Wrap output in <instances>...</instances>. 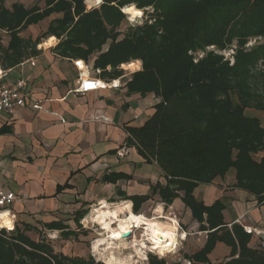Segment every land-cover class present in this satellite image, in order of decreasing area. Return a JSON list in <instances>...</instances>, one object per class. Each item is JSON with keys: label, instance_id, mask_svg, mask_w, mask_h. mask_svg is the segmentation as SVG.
<instances>
[{"label": "trees", "instance_id": "16d2710c", "mask_svg": "<svg viewBox=\"0 0 264 264\" xmlns=\"http://www.w3.org/2000/svg\"><path fill=\"white\" fill-rule=\"evenodd\" d=\"M85 0H45L46 7L6 8L0 0V64L16 67L39 54L40 38L22 39L20 33L50 15L46 38L56 37L58 55L90 61L101 79H118L124 70L136 71L127 82L129 94L154 95V115L141 128H127L130 142L147 163H156L165 184L152 186L151 195L126 197L137 211L158 195L170 206L181 198L207 233L204 246L186 256L191 264H215L209 259L217 243L231 248L230 260L217 264H264V250L249 247L250 234L224 223V203L205 205L195 197L200 185L212 184L235 171L233 187L264 205V126L247 110L264 113V0H113L86 12ZM144 10L123 38L122 9ZM151 8V9H149ZM149 9V10H148ZM105 47L107 49L105 50ZM111 68V70H108ZM256 159L255 156H259ZM130 179L105 176L103 182ZM48 230L56 225L46 226ZM62 229V237L76 233ZM30 226L0 232V264H103L92 258L56 253L43 240L34 241ZM148 264H168L156 255Z\"/></svg>", "mask_w": 264, "mask_h": 264}, {"label": "crops", "instance_id": "0c3cea01", "mask_svg": "<svg viewBox=\"0 0 264 264\" xmlns=\"http://www.w3.org/2000/svg\"><path fill=\"white\" fill-rule=\"evenodd\" d=\"M91 1L90 7L95 4ZM4 33L0 41L6 48L10 37L7 33L8 37H4ZM20 37L24 39L21 33ZM52 38L55 43L51 46L48 43ZM59 43V39L50 37L38 46L36 57L10 69L0 64V86L11 85L18 79L28 83V105L13 114L0 115V188L16 196L10 209L17 217L19 228L30 226L33 230L28 234L39 230L62 237L61 228L74 232L73 225H79L84 219L88 222L96 206L114 209L119 206L118 202L128 203L130 200H125L126 197L151 195L152 186L165 184V180L156 163H147L140 156L126 130L143 127L154 115L158 99L152 94L144 97L129 94L126 84L131 77H127L124 65L122 77L101 79L92 69L96 56L88 62L61 57L55 50ZM137 63H140L139 71L142 63ZM89 76L107 87L85 96L75 94ZM36 104L41 109H33ZM114 174H124L130 179L116 183L102 181ZM235 183L232 170L223 179L200 185L195 197L207 206L221 200L226 226L231 230L238 224L244 231L252 230L249 247L264 250V205L258 204L249 193L233 187ZM182 197L180 193L172 207L183 215L197 237L206 240L207 233L199 232L200 225L183 204ZM133 208L132 202L134 213ZM160 208L164 210L165 204L155 195L136 215L153 218L150 213L161 214ZM175 219L165 222L177 225L178 240H185L188 234L178 232L180 227ZM48 225H56V229L48 230ZM126 243L118 242V245ZM220 256L230 257L231 248L219 242L209 259L216 264Z\"/></svg>", "mask_w": 264, "mask_h": 264}, {"label": "rangeland", "instance_id": "374dc122", "mask_svg": "<svg viewBox=\"0 0 264 264\" xmlns=\"http://www.w3.org/2000/svg\"><path fill=\"white\" fill-rule=\"evenodd\" d=\"M4 2V5H6L8 8H11L12 4L14 3H21L24 4L27 8H40L41 10H44L46 7L45 0H2ZM106 1H113V0H100L99 3L94 4L92 7L88 5L89 0L84 1V6L86 12H89L93 9L100 8ZM151 9V8H149ZM148 9V10H149ZM144 12V10H142ZM123 14L124 11H122ZM126 15V14H125ZM127 18L124 21V23L119 28V31L122 33V36L119 38L121 40L123 38V35L127 32V29L129 26L136 24L138 21V18H132L129 15H126ZM62 14L54 13L50 15L49 17L45 18L44 20L40 21L37 24L31 25L28 29L21 32V36L24 39H32L37 40L40 38L42 41V44L47 41L46 33L48 31L49 25L52 21L61 18ZM4 37H8L5 33L3 34ZM38 48V47H37ZM106 49V47H105ZM126 70V69H125ZM142 70V69H141ZM127 71V77L130 78L134 73L138 72L136 71ZM140 71V70H139ZM101 72H96V74L100 75ZM246 114L249 117H255L258 118L262 125L264 126V113L256 110H247ZM256 159L260 158L259 156H255ZM235 173V171H234ZM208 195V194H207ZM159 203V202H158ZM120 205L121 202H118ZM173 205V204H172ZM170 206L165 205V209L163 210V213L154 215L150 213V217H153V219H158L160 221H166L168 219H177L180 230L178 232H186L188 234V237L185 240H178L167 252H163V256L160 255L159 251H147L145 252L147 255V260H142L138 258H134L138 261V264H148L149 263V256L151 254L156 255L159 259H165L168 264H191V262L186 259V256L192 255L198 250L203 247L204 242L206 240H203L199 237H197L196 232L193 231V228L190 226L188 222L183 220V215L179 214V212ZM114 207V206H113ZM139 207L137 211L134 210V213L137 214L140 211ZM98 208V206H96ZM95 208V209H96ZM134 209V208H133ZM91 215V214H90ZM171 216V217H170ZM152 219V218H151ZM175 219V220H176ZM184 222V223H183ZM79 226V227H78ZM78 227V228H77ZM74 232L76 233V236H72L70 238L65 237H59L56 233L53 232H47V231H33L30 234L27 233V235L34 241L43 240L49 245H51L54 248V251L56 253H62L69 257H79V258H85L89 259L92 258L95 260L96 263H103L105 262L101 261L100 258L96 256V253L93 250L94 243L101 237H106L110 243H112V246H120L118 247L115 252L119 256H134V250L131 248L130 241H133L135 238L137 240H142V231H136L132 238L130 240H127L128 243L124 245H118V239H116L115 235L113 233L109 232L107 229L102 228L101 226H97L94 224H89V222H86V220H82L79 225H73ZM204 241V242H203ZM126 242V241H125ZM128 245V246H126ZM229 247V246H228ZM131 254V255H130ZM135 257V256H134ZM228 257V256H227ZM231 258H218L216 260L217 263H225L229 261ZM216 263V264H217Z\"/></svg>", "mask_w": 264, "mask_h": 264}, {"label": "bare ground", "instance_id": "6f19581e", "mask_svg": "<svg viewBox=\"0 0 264 264\" xmlns=\"http://www.w3.org/2000/svg\"><path fill=\"white\" fill-rule=\"evenodd\" d=\"M91 3H95L97 4V0H92ZM124 8H130L132 9L131 11L125 12L124 13L126 15H129L132 18H138L140 16L143 15L142 10L137 9L134 5H130V6H126ZM139 11L142 13V15L139 16H134L133 13ZM55 43V39L52 38L49 41V45H54ZM127 203L123 204V205H119L116 206L114 209H110L107 206H103L102 208H96L97 210L95 211L93 216H90V219H88L89 224H94L97 226H101L104 229H107L109 232L113 233V235H115L116 239H118L119 242H123V235L127 234V233H132L133 231L131 229H136V230H141L142 231V240L144 241L145 244V248L143 249L144 252H147L148 249L153 248V241H150L146 238L145 233H147L148 235H151L153 231H158L159 233H164V232H168L170 230H172L173 228L175 229L174 231V239L171 236H164V235H157V239H159L161 241L160 245L158 247L155 248L154 251H161V249H163V252H167L169 249H171V244L172 243H176L178 241L177 238V225L172 224L171 222H164V221H160L158 219H151V218H147L143 215H136L132 212L131 209L126 208ZM112 213L115 212L116 215L112 216L109 215L105 218H103V223L100 222V220L97 219V217H100L102 213ZM160 213H163V209L160 208L159 209ZM129 215H135V216H143L144 217V221L140 223L139 225L132 223L131 226L129 227L128 225L122 223V221H126ZM8 215L7 217L4 216V214H2L1 216V220H3V226H8V224L5 223V219H7L8 223L9 219H8ZM87 222V221H86ZM177 223V222H176ZM105 225H107V227H105ZM152 225H156V228L153 229ZM9 227V226H8ZM122 228H127V231H121ZM118 234V235H117ZM100 241H104V243H100ZM135 241H140L137 240L136 238L131 242V248L134 250L133 255L131 254L132 260L137 262L138 261L134 258H138L139 260L141 259V257L136 255V248H139L140 245L136 244L135 248L132 247L133 243ZM112 243L109 242V240L106 237H101L99 238L93 245V250L96 253V256L98 258H100L101 261L105 262L108 261L109 259H115L117 261H125L127 260V258L129 256H119L116 254L115 250L120 247V246H112V247H108V245ZM128 246V245H127ZM167 246V247H165ZM142 260V259H141Z\"/></svg>", "mask_w": 264, "mask_h": 264}, {"label": "built area", "instance_id": "2783aa9c", "mask_svg": "<svg viewBox=\"0 0 264 264\" xmlns=\"http://www.w3.org/2000/svg\"><path fill=\"white\" fill-rule=\"evenodd\" d=\"M144 14V12H143ZM143 16V15H142ZM142 16L138 17L141 18ZM34 65V63H33ZM27 87L28 83L24 79H18L11 85H1L0 86V115H10L19 108H24L28 105L27 103ZM107 85L100 81L99 79L89 76L85 78L82 83L75 90V94L87 95L91 92H96L100 89L106 88ZM33 109L39 110L41 106L36 104L32 106ZM122 157L123 154H120ZM16 200L14 193L6 191L0 188V232L2 230H7L8 232L14 231L17 225V217L11 212V206ZM103 206V205H102ZM101 206V207H102ZM7 213L9 216V222L11 227L3 226V220H1L2 214ZM132 235H134L136 229H131ZM246 233L252 234V230L245 229ZM123 241L125 239H122Z\"/></svg>", "mask_w": 264, "mask_h": 264}, {"label": "clouds", "instance_id": "9594fccd", "mask_svg": "<svg viewBox=\"0 0 264 264\" xmlns=\"http://www.w3.org/2000/svg\"><path fill=\"white\" fill-rule=\"evenodd\" d=\"M100 0H97V3H99ZM129 10H132L130 8H124L122 9V11H125V12H128ZM134 16H139V15H142L141 12L139 11H136L133 13ZM101 203H103V201H101ZM126 208L128 209H131L132 207V202L129 201L126 206ZM159 211V209H158ZM109 215H112V216H115L116 213L115 212H112V213H108V212H105V213H102L100 217H97L98 220H100L101 223H103V218L109 216ZM5 217H7V213L4 214ZM142 222H145L144 221V217L143 216H135V215H129L127 220L126 221H122V223L128 225L129 227L131 226L132 223H135L137 225H139L140 223ZM5 223L8 224L9 227H11V225L8 223L7 219H5ZM105 227H107V225H105ZM153 229L156 228V225H152ZM121 231H127V228H122ZM174 231L175 229L173 228L172 230L168 231V232H164V233H159L158 231H153L151 235H148L147 233H145L146 235V238L150 241H153V248H150L148 249L149 251H154L156 247H158L161 243V241L159 239H157V235H164L166 237L168 236H171L173 239L175 238L174 237ZM118 235V234H117ZM100 243H104V241H100ZM136 244H139L140 247L139 248H136V255L141 257L143 260H147V255L146 253L143 251V249L145 248V244H144V241L143 240H140V241H135L132 245V247L135 248ZM127 246V245H126ZM108 247H112L111 244L108 245ZM167 247V246H165ZM163 249H161L160 251V255L163 256ZM106 264H137V262L133 261L132 260V257L129 256L127 258V260L125 261H117L115 260L114 258L113 259H109L108 261H106Z\"/></svg>", "mask_w": 264, "mask_h": 264}, {"label": "water", "instance_id": "95a60500", "mask_svg": "<svg viewBox=\"0 0 264 264\" xmlns=\"http://www.w3.org/2000/svg\"><path fill=\"white\" fill-rule=\"evenodd\" d=\"M130 6V5H129ZM124 9V8H123ZM143 12V11H142ZM132 233H127L123 235V239H125L124 241L130 240L132 238Z\"/></svg>", "mask_w": 264, "mask_h": 264}, {"label": "snow or ice", "instance_id": "6c2138e0", "mask_svg": "<svg viewBox=\"0 0 264 264\" xmlns=\"http://www.w3.org/2000/svg\"><path fill=\"white\" fill-rule=\"evenodd\" d=\"M129 11H131V10H129Z\"/></svg>", "mask_w": 264, "mask_h": 264}]
</instances>
